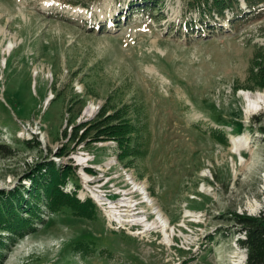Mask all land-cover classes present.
<instances>
[{
	"label": "rangeland",
	"instance_id": "1",
	"mask_svg": "<svg viewBox=\"0 0 264 264\" xmlns=\"http://www.w3.org/2000/svg\"><path fill=\"white\" fill-rule=\"evenodd\" d=\"M136 2L0 0V194L32 187L25 176L37 164L71 165L70 182L100 186L107 203L129 197L151 222L161 209L170 241L160 228L141 234L143 226L112 222L107 205L92 220L63 208L0 244V264H248L235 216L264 211V102L247 114L241 93L264 94L250 71L264 18L235 28L228 11L196 25L185 0L149 2L163 6L157 18L131 13ZM101 112L140 127L147 156L121 159L117 139H73ZM233 138L244 144L237 152ZM80 240L91 248L85 258L74 250Z\"/></svg>",
	"mask_w": 264,
	"mask_h": 264
},
{
	"label": "trees",
	"instance_id": "2",
	"mask_svg": "<svg viewBox=\"0 0 264 264\" xmlns=\"http://www.w3.org/2000/svg\"><path fill=\"white\" fill-rule=\"evenodd\" d=\"M58 1L62 5L88 8L100 0ZM152 1L137 0L130 12L144 13L152 18H157L163 6L159 2L149 4ZM185 1L187 10L199 15V18L194 20L196 25L205 23L206 19L211 25H214L213 22L216 20L226 19L228 11L232 12V17L227 19L235 28H240L247 21L264 18V0H243L246 7H241L242 0ZM127 15L128 13L125 12L123 17H127ZM113 19L117 26L120 27V16L115 15ZM106 28V24L101 25V32H105ZM191 28H193L192 25ZM97 30L99 31V29ZM250 71L255 76L254 78L264 85V46L256 45ZM79 126L83 127L84 130ZM79 126L75 129L73 139L86 140V143L98 141L99 139H117L119 141L121 159L128 157L145 158L148 154L143 130L124 115L116 113L105 116L101 112L96 119L82 123ZM216 132L219 133L215 134V137L221 142L227 143L228 140L224 133H220L221 131L219 130L213 131V133ZM26 141L29 144L31 143L29 139ZM9 153L11 152L9 151ZM35 169L33 174L25 176V178H30L32 187L26 190L24 184L20 189L0 194V228L1 231L7 232V234L0 233V244H3L5 248L8 246V242H14L17 236H23L27 233H23V231L34 232L36 230V225L34 224L43 223L42 221L45 220L44 216L56 214L63 208H69L75 216L89 220L95 219L97 216L98 208L92 199L81 200L77 196V190L68 191L65 188L69 180L76 176L71 165H57V163L52 161L50 166L41 167L40 163L36 165ZM79 186V184L75 183L76 188ZM235 221L238 222L237 230L245 234V238L238 239V241L243 247L247 248L248 264H264V211L257 217H242L236 214ZM74 250L82 258H85L90 254L91 248L86 242L80 240L75 244ZM0 251H2L1 248ZM1 256L2 253H0ZM186 262L184 261V263Z\"/></svg>",
	"mask_w": 264,
	"mask_h": 264
},
{
	"label": "bare ground",
	"instance_id": "3",
	"mask_svg": "<svg viewBox=\"0 0 264 264\" xmlns=\"http://www.w3.org/2000/svg\"><path fill=\"white\" fill-rule=\"evenodd\" d=\"M15 47V42L10 41L5 49V51L9 52L12 51V49ZM244 96V99L247 101V109L246 113L255 110V109H261L262 104L264 102V94L257 93L252 94L249 91H245L244 93H241ZM52 95V94H51ZM51 98V97H50ZM50 100V99H48ZM97 109V106L95 104L90 103V105L85 110V114L91 115L93 114ZM242 139L239 138H233L232 139V151L237 152L240 150V148L244 145L242 143ZM81 161H86L84 157H80ZM139 185V184H136ZM100 187V186H99ZM138 189H142L139 187ZM145 194V201L148 203V205L153 206L154 199H150L148 197L149 192L147 189L144 191ZM96 201L100 203L101 205H106V203L109 201V199H106L102 194L95 193ZM108 200V201H107ZM108 213H110V216L114 218L115 221H120L121 223H129V224H142L145 228L143 231H140L141 234L146 233L149 230L160 228L162 230V234L164 237V240L171 239V234L169 233L168 229L171 227V223L168 217H166L161 209H158V207L153 208L154 213L156 214V217L154 221H146L144 216L138 215V212H134V206L133 201L131 198L126 197L125 199H122L120 202H112L107 203ZM126 207V208H123ZM126 225V224H125Z\"/></svg>",
	"mask_w": 264,
	"mask_h": 264
},
{
	"label": "built area",
	"instance_id": "4",
	"mask_svg": "<svg viewBox=\"0 0 264 264\" xmlns=\"http://www.w3.org/2000/svg\"><path fill=\"white\" fill-rule=\"evenodd\" d=\"M94 190H97V191H101L100 187L97 186V187H94Z\"/></svg>",
	"mask_w": 264,
	"mask_h": 264
}]
</instances>
